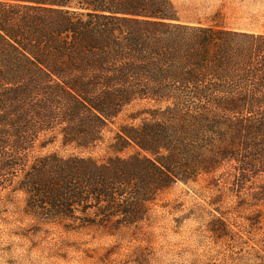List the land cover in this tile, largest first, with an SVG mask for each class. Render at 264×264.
Instances as JSON below:
<instances>
[{"label":"trees","instance_id":"1","mask_svg":"<svg viewBox=\"0 0 264 264\" xmlns=\"http://www.w3.org/2000/svg\"><path fill=\"white\" fill-rule=\"evenodd\" d=\"M241 30L188 24L171 0H0V203L22 193L67 230L132 225L227 167L213 184L264 206V33ZM133 107L104 161L35 154L92 152Z\"/></svg>","mask_w":264,"mask_h":264},{"label":"rangeland","instance_id":"2","mask_svg":"<svg viewBox=\"0 0 264 264\" xmlns=\"http://www.w3.org/2000/svg\"><path fill=\"white\" fill-rule=\"evenodd\" d=\"M173 1L183 21L264 33V0ZM140 108L126 111L111 126L113 132H106L105 143L92 152L63 148L57 141L35 154L58 152L104 161L119 124L131 123L128 116ZM227 169L194 182L173 183L153 197L143 220L132 225L67 230L64 224L40 223L30 216L24 194H4L0 264H264V206L242 207L235 191L223 182L216 187L213 182L221 181ZM254 182L263 183L264 175Z\"/></svg>","mask_w":264,"mask_h":264},{"label":"crops","instance_id":"3","mask_svg":"<svg viewBox=\"0 0 264 264\" xmlns=\"http://www.w3.org/2000/svg\"><path fill=\"white\" fill-rule=\"evenodd\" d=\"M172 2H173V4L175 5V7H176V9H177V11H178V13H179V10H178V8H177V6H176V3L173 1V0H171ZM241 4H243V3H245L246 1L245 0H240L239 1ZM222 8H224V7H222ZM180 14V13H179ZM186 23H188V24H204L203 22H199V21H197V22H186ZM241 31H247V30H244V29H242ZM248 32H250V31H248Z\"/></svg>","mask_w":264,"mask_h":264}]
</instances>
